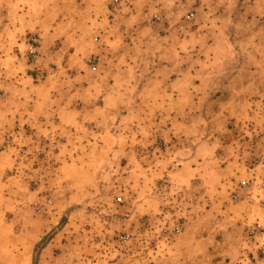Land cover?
Here are the masks:
<instances>
[{
	"label": "rangeland",
	"instance_id": "rangeland-1",
	"mask_svg": "<svg viewBox=\"0 0 264 264\" xmlns=\"http://www.w3.org/2000/svg\"><path fill=\"white\" fill-rule=\"evenodd\" d=\"M0 264H264V0H0Z\"/></svg>",
	"mask_w": 264,
	"mask_h": 264
},
{
	"label": "built area",
	"instance_id": "built-area-1",
	"mask_svg": "<svg viewBox=\"0 0 264 264\" xmlns=\"http://www.w3.org/2000/svg\"><path fill=\"white\" fill-rule=\"evenodd\" d=\"M119 3H120V0H112V5L115 6V7H116ZM29 39H30V43H31V45L33 46V45L35 44V42H36V38L31 37V38H29ZM91 61L95 62V58H94L93 60H91ZM93 67H94V66H93Z\"/></svg>",
	"mask_w": 264,
	"mask_h": 264
},
{
	"label": "crops",
	"instance_id": "crops-1",
	"mask_svg": "<svg viewBox=\"0 0 264 264\" xmlns=\"http://www.w3.org/2000/svg\"><path fill=\"white\" fill-rule=\"evenodd\" d=\"M9 115L11 117V116H13V113H10ZM7 119H9L10 121L12 120L11 118H7Z\"/></svg>",
	"mask_w": 264,
	"mask_h": 264
}]
</instances>
